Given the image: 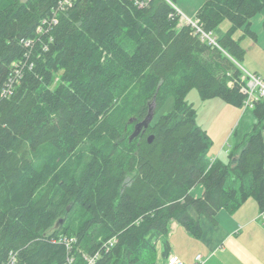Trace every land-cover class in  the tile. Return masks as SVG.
Segmentation results:
<instances>
[{
    "label": "trees",
    "instance_id": "trees-1",
    "mask_svg": "<svg viewBox=\"0 0 264 264\" xmlns=\"http://www.w3.org/2000/svg\"><path fill=\"white\" fill-rule=\"evenodd\" d=\"M60 1L0 0V264H158L173 221L202 236L191 208L213 223L249 199L264 212V97L227 160L186 100L195 87L246 110L241 42L264 0H203L206 32L230 22L218 45L177 0ZM169 95L175 108L132 137Z\"/></svg>",
    "mask_w": 264,
    "mask_h": 264
},
{
    "label": "crops",
    "instance_id": "crops-1",
    "mask_svg": "<svg viewBox=\"0 0 264 264\" xmlns=\"http://www.w3.org/2000/svg\"><path fill=\"white\" fill-rule=\"evenodd\" d=\"M189 15L195 16L203 0H179ZM183 10V11H184ZM264 8L252 18V29L257 38L246 36L243 41H249L242 66L249 71L264 76ZM237 37L242 34L239 30ZM241 42V43H242ZM246 63V64H244ZM229 152V151H228ZM203 184L195 186L191 193L195 197L202 196ZM191 214L199 218L203 234L197 238L190 234L179 222L171 223L170 254L177 255L185 264H196L197 256L201 255V264H264V212L257 202L248 200L239 209L230 211L222 208L216 214L217 223L191 208ZM158 264H166L167 258L162 256V246L159 244Z\"/></svg>",
    "mask_w": 264,
    "mask_h": 264
},
{
    "label": "rangeland",
    "instance_id": "rangeland-1",
    "mask_svg": "<svg viewBox=\"0 0 264 264\" xmlns=\"http://www.w3.org/2000/svg\"><path fill=\"white\" fill-rule=\"evenodd\" d=\"M177 3H180L179 0H177ZM177 3L174 4H176V6L184 14H182L181 17V23L185 24L189 21V19L193 20L194 16L189 15L188 12L185 11L186 9L184 10L183 7L179 6ZM229 26L230 22L226 20L219 28L214 30L211 35L218 39L224 34ZM242 45L248 49L249 41H243ZM239 65L242 66L241 64ZM242 68L244 70L246 69L243 66ZM186 100L196 111V120L198 125L208 132L213 141L210 146L209 153L214 157L220 156L222 159L227 160L229 149H232L236 143L244 140L246 135L253 130V126L257 122L253 109L244 110L238 105L228 103L221 96L203 98L199 90L195 87L191 88L187 92ZM175 105L176 99L174 95H169L161 106L154 111L152 122L154 123L162 115L171 112L175 108Z\"/></svg>",
    "mask_w": 264,
    "mask_h": 264
},
{
    "label": "built area",
    "instance_id": "built-area-1",
    "mask_svg": "<svg viewBox=\"0 0 264 264\" xmlns=\"http://www.w3.org/2000/svg\"><path fill=\"white\" fill-rule=\"evenodd\" d=\"M137 5L140 7H143L147 5L148 0H134ZM72 0H61L59 4V8L63 9L66 4H71ZM173 6L176 8V10L180 13L182 17V11L176 6V4L173 3ZM57 13H54L52 16H50L48 19L43 20V25L39 27V31H42L45 26H51L52 24L56 23L58 21ZM184 15V14H183ZM187 24L193 25L197 32L201 34L202 39L209 40L211 43L218 45L216 38H214L211 33L206 32L202 26L199 24L198 20H191L187 22ZM246 70V69H245ZM247 75L249 76L248 84L243 88V92L246 94V99L244 101V108H253L256 101L259 100L260 97H264V76L258 75L256 73H252L248 70H246ZM114 239L110 240V243H114ZM66 245L68 248H72V244L70 241L65 240ZM97 257V253L93 256L87 257L88 258V264H93ZM15 257L12 256L11 261L14 262ZM197 263L201 264L204 262V259L201 255L197 256ZM166 264H185L177 255L170 254L167 257V263Z\"/></svg>",
    "mask_w": 264,
    "mask_h": 264
},
{
    "label": "water",
    "instance_id": "water-1",
    "mask_svg": "<svg viewBox=\"0 0 264 264\" xmlns=\"http://www.w3.org/2000/svg\"><path fill=\"white\" fill-rule=\"evenodd\" d=\"M154 106H155V102H153L150 105L149 113L146 116V118L136 125V129H135L134 133L132 134V137L137 136L140 133V131L142 130L143 127L147 128L150 125V123L152 122L153 117H154V110H155ZM152 139H153V135H151L149 137V141L151 142ZM60 221L63 222V219H61Z\"/></svg>",
    "mask_w": 264,
    "mask_h": 264
},
{
    "label": "bare ground",
    "instance_id": "bare-ground-1",
    "mask_svg": "<svg viewBox=\"0 0 264 264\" xmlns=\"http://www.w3.org/2000/svg\"><path fill=\"white\" fill-rule=\"evenodd\" d=\"M65 245V244H64ZM102 253V252H101ZM86 264V263H85Z\"/></svg>",
    "mask_w": 264,
    "mask_h": 264
}]
</instances>
